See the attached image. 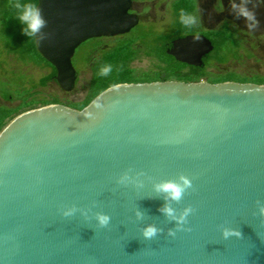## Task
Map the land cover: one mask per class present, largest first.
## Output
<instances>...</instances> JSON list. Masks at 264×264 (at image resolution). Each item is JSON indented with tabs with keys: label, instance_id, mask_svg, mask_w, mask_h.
I'll use <instances>...</instances> for the list:
<instances>
[{
	"label": "water",
	"instance_id": "water-1",
	"mask_svg": "<svg viewBox=\"0 0 264 264\" xmlns=\"http://www.w3.org/2000/svg\"><path fill=\"white\" fill-rule=\"evenodd\" d=\"M37 4L47 24L34 46L65 92L75 86L71 60L82 43L124 35L138 22L131 0ZM212 49L189 35L166 53L198 67ZM125 172L139 174L140 185L117 183ZM179 175L191 186L173 207L193 211L176 229L153 184ZM259 206L264 84L121 83L81 110L42 106L0 131V264H264ZM68 208L75 211L63 215ZM97 212L110 217L106 226ZM148 223L161 231L146 239ZM225 227L237 234L223 237Z\"/></svg>",
	"mask_w": 264,
	"mask_h": 264
},
{
	"label": "trees",
	"instance_id": "trees-1",
	"mask_svg": "<svg viewBox=\"0 0 264 264\" xmlns=\"http://www.w3.org/2000/svg\"><path fill=\"white\" fill-rule=\"evenodd\" d=\"M0 57L5 53L12 54L23 64H33L48 68L49 72L43 76L38 85L46 86L50 81H54L55 70L37 53L33 38H28L21 33V25L15 19V4L22 0H0ZM37 3V0H35ZM174 23L168 35H153L150 32H142L139 35L123 36L116 38L114 46L102 50L98 56L89 58L91 76L83 100L79 102L62 103L58 98L35 99L29 95L26 89L16 90L11 88V84L0 81V96L5 101L19 100L14 107L0 105V131L17 115L50 104H61L72 109L81 110L94 97L105 89L121 83H144L156 81H182L198 82L205 78L208 83H220L234 81L239 83L264 84V76H242L233 72L224 74H206L203 70L195 73L188 72L184 63L176 61L166 53L170 46V40L175 37L197 32V26H185L181 23V10L194 13L191 0H176L173 5ZM210 40L213 49L209 56L205 58V65L210 61L218 63L226 62L229 57H235L239 46L234 32L225 24L218 30L205 32ZM103 38L90 39L95 42L93 48L97 49ZM142 48H139L136 44ZM142 53L146 57L154 58L157 61L156 69L151 71L138 72L131 67V63ZM105 64L112 65V72L108 76H100L99 70ZM19 78H22L20 75ZM14 83V82H13Z\"/></svg>",
	"mask_w": 264,
	"mask_h": 264
},
{
	"label": "rangeland",
	"instance_id": "rangeland-1",
	"mask_svg": "<svg viewBox=\"0 0 264 264\" xmlns=\"http://www.w3.org/2000/svg\"><path fill=\"white\" fill-rule=\"evenodd\" d=\"M169 2L170 0H153L142 7H138V16L142 24L150 27L133 30L130 36L139 35L143 31L153 35L165 34L169 32ZM1 3V2H0ZM232 0H223L212 3L210 7L204 9L205 17L201 20V29H215L223 23L231 26L235 32V38L239 42L235 57H229L224 63L210 61L205 69L206 74H224L233 72L242 76H264V0H258L256 4H248L249 10L255 13L258 24L254 28H249L242 17H238L236 10L232 8ZM1 5V4H0ZM168 13V14H167ZM168 22V24H167ZM143 29V30H142ZM116 43V38H104L100 46L95 50V42L88 40L82 43L72 57V65L77 73L74 88L65 92L60 89L55 81H50L46 86L38 85L39 80L48 74L49 69L33 64H23L12 54L5 53L0 57V81L12 83L11 88L16 90L26 89L29 95L35 99L58 98L62 103L79 102L84 99L86 89L91 76L89 58L99 55L102 50H106ZM142 48L139 43L136 44ZM157 61L154 58L146 57L139 53V57L131 63V67L138 72L155 70ZM22 78H19V76ZM14 82V83H13ZM19 100L5 101L0 96V105L14 107Z\"/></svg>",
	"mask_w": 264,
	"mask_h": 264
},
{
	"label": "clouds",
	"instance_id": "clouds-1",
	"mask_svg": "<svg viewBox=\"0 0 264 264\" xmlns=\"http://www.w3.org/2000/svg\"><path fill=\"white\" fill-rule=\"evenodd\" d=\"M232 8L236 10L238 17L244 18L248 23L249 28H254L258 21L256 20L255 13L249 10L245 3H233ZM16 16L15 19L21 25V33L28 38H35L40 35L43 39L42 30L45 28L47 21L45 20L40 7L35 2V0H22V2H17L15 4ZM197 16L191 13L181 10L180 20L185 26H191L197 23ZM112 72V65L105 64L99 70L100 76H108ZM97 108L103 107L100 103L99 98L93 102ZM139 175V174H137ZM137 175L130 176L127 172L120 175L117 179V183L127 184L133 183L137 186L140 185V180L137 179ZM191 186L190 180L184 175H179L176 179L163 180L158 183L153 184V189L155 192L163 194L165 203L160 207L159 211L163 214L167 220L170 222H175V228L180 229L186 222L187 217L193 211L189 206L183 207L182 209H177L173 207L174 203H178L183 198L186 189ZM75 209L68 208L65 209L63 215H71ZM259 213L264 215V206H259ZM83 214V213H82ZM137 218H140L143 214L137 210L135 212ZM95 220L99 226H106L110 217L107 214L97 212L95 213ZM161 229L155 224L148 223L141 229V234L144 238H152L160 232ZM223 237L227 238L229 236L236 235L237 232L232 229L225 227L222 230ZM168 234L174 235V232L169 229Z\"/></svg>",
	"mask_w": 264,
	"mask_h": 264
},
{
	"label": "flooded vegetation",
	"instance_id": "flooded-vegetation-1",
	"mask_svg": "<svg viewBox=\"0 0 264 264\" xmlns=\"http://www.w3.org/2000/svg\"><path fill=\"white\" fill-rule=\"evenodd\" d=\"M151 1H153V0H131V6H130V8H129V13L130 14H133V15H135L136 16V18H137V20H138V22H137V25L134 27V28H132L128 33H126V34H124V35H119V36H114V37H108V38H118V37H123V36H128V35H130L131 34V32L133 31V30H135V29H137V28H143V29H146V28H149L150 26L148 25V24H142V20H141V18L138 16V7L140 8V7H142L143 5H145V4H147V3H149V2H151ZM176 0H170V2H169V18H170V20H169V25H168V27H169V29H170V27L172 28V25H173V23H174V19H175V17H174V14H173V8H172V5H173V3L175 2ZM192 1V3H193V7H194V13H193V15H196L197 16V23L195 24L196 26H197V32H195V33H189V34H185V35H183V36H179V37H175V38H172L171 40H170V46L166 49V51L171 47V43H172V41H174V40H176V39H178V38H183V37H186V36H189V35H202V36H204L205 38H207V36L204 34L205 32H210V31H215V30H218L220 27H222L223 25H227L231 30H232V28H231V26L229 25V24H227V23H223L221 26H218L217 28H215V29H208V30H202L201 29V23H202V19H203V17H205L206 18V16H205V12H206V10H205V12H204V9H205V7L206 8H208V7H210L211 6V4L212 3H214V2H216V0H191ZM218 1H223V0H217V3H218ZM233 1V3L235 2V3H245L246 4V6L248 5V4H256L257 2H258V0H232ZM168 14V13H167ZM167 24H168V22H167ZM142 29V30H143ZM144 32V31H143ZM169 32H170V30H169ZM169 32H167V33H165L166 35H168V33ZM234 34H235V32H234ZM157 35H161V34H157ZM104 39V38H103ZM208 39V38H207ZM209 40V39H208ZM210 41V40H209ZM211 53V52H210ZM210 53H208L207 55H205L203 58H202V65L201 66H198V67H194V66H190V65H187V64H185L186 66H187V68H186V70L188 71V72H192V73H195L197 70H203L204 72H205V69L207 68V66L209 65V63L207 64V65H205V58H207L208 56H209V54ZM181 63V62H180ZM200 81H204V82H207V80L205 79V78H201L200 79ZM199 82V81H198Z\"/></svg>",
	"mask_w": 264,
	"mask_h": 264
}]
</instances>
